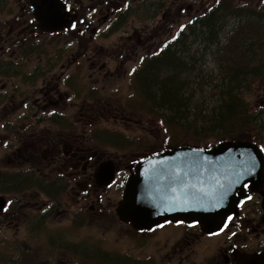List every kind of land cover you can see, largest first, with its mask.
Here are the masks:
<instances>
[{
	"label": "rangeland",
	"instance_id": "374dc122",
	"mask_svg": "<svg viewBox=\"0 0 264 264\" xmlns=\"http://www.w3.org/2000/svg\"><path fill=\"white\" fill-rule=\"evenodd\" d=\"M64 1L72 10L70 12L76 14L75 19L78 23L75 29H61L59 34L47 33L37 37L29 35L21 56H19V46L14 47L9 54L6 52L1 54L0 49L1 55H7V59L4 60L2 57L0 59L1 75L3 69L12 70L13 60L19 56V66H16L17 70H15L19 75L13 74L9 90L14 88L17 101L26 96L30 98L27 106L14 110L10 106L8 109L0 111V171L14 174L16 177L22 173V170L30 172L26 164L24 166L16 164L11 167L4 162L10 146L8 136L16 135L10 133L12 127L21 128H16L17 134L19 132L23 134L22 127L25 124L31 123L40 129L46 124H51L57 118H63L70 126L79 127L81 133L85 132L90 139H95L97 149L111 151L119 158L124 155L140 157L143 155L141 153L170 147L173 134L176 137V143L197 142L199 137L191 131L190 127L169 121L167 110L161 113L160 109H155L151 102L140 93L137 86L138 78L134 74L135 71L130 69L138 67L137 64L141 62V59L151 56L180 25L187 21L190 22L192 17L199 16L205 9L214 6L217 0ZM228 1L232 2L235 7L247 4L246 0ZM263 1L249 0L248 3L255 6L258 3L264 4ZM161 3L164 4L163 9L167 11L173 8L172 12L179 14L181 20L174 24L165 15L164 10H162L164 12L156 13L153 8L156 5L160 6ZM16 4L17 0H0V27L1 22L13 18L12 10L14 13L17 12V6H19ZM80 18H84L85 22L80 23ZM19 22H24V16L20 18ZM22 27L23 25L18 30H22ZM92 29H97V33L92 35ZM141 31L145 35L139 38L140 42H138L136 37ZM129 36L135 42L134 48L119 47V43L125 41ZM20 38L22 35L13 39L15 41ZM101 46L110 49L112 53V57L107 59L110 66L120 67L126 73L121 70L120 75L105 77L89 63V57ZM113 48L116 49L113 51ZM197 53L201 54L200 59L205 62L207 57L204 56V50L197 48ZM214 54L216 56L213 55V58L206 63L207 66L202 68V63L190 62L185 58L191 76L197 75L199 76L198 80H201L200 74L209 73V70L220 58L219 54L216 52ZM223 57L227 58V61L229 60L227 53ZM47 76L59 78L60 87L67 92L61 111L58 108L38 111V108L33 106L35 96L30 92L40 83L43 84L46 78L49 79ZM143 91L146 93V90L143 89ZM203 92L208 91L203 87ZM197 98L202 100L203 97L197 94ZM247 99L252 102L253 107L264 106V76L255 82ZM109 102L111 103L110 107L107 106ZM8 103V101L5 102V105ZM83 106H87L91 112L104 107L108 109L100 113L99 116L93 114L89 118H86L84 110H80L81 120L78 122L73 117V113ZM111 109L121 112L115 114ZM161 116L164 124L160 120ZM169 124H172L175 130ZM165 127H169L170 134L166 132ZM210 138L212 141L217 140L218 137ZM254 139L256 142H264V133H254L251 128H248L245 138L240 140L254 142ZM6 140L8 144H5ZM39 174L42 175L44 184L55 178V174L50 171L43 174L39 172ZM44 190H46L45 187H39L38 190L31 191V200L42 206H34L30 210L24 208L20 210L18 216L21 222L27 225L31 221V219L26 220L27 218L35 219V217L47 214L45 219L47 231L52 228L68 230L71 232V237L78 241L84 240L87 244H91L92 241L95 243L101 241L107 244L111 250L150 258V261L157 262L160 256L171 248V245L174 246L175 243L172 242L186 231L185 226L171 227L156 231L141 239L129 227H124L117 217L116 205L120 199L115 186L109 191H101V199L107 205L108 213H105L102 219L97 222L92 221L91 203L81 201L79 205H71L70 198L65 193L51 195ZM17 194L22 202L30 199L24 191L17 192ZM255 194V198L250 201V206L257 207L255 201H262V197L258 193ZM53 198H57L59 201L57 205H51ZM248 204L241 208L244 215L243 221L249 225L245 231L252 227L257 231L253 236L251 233L246 234L243 231L239 235V240L246 239L249 243L264 245V238L257 235L262 230L257 226V223H252L251 219L254 216L262 217L263 212L259 210V214L255 213L254 210L249 209ZM63 209H66L67 212H59ZM78 219H80L79 222H77ZM12 224L10 219L5 220L3 224L0 222V264H39L42 258H44L43 261H48L49 258L48 264L79 263L78 260H70V257L63 258V254L57 250L48 254L39 244L43 243L39 240L45 235L44 232L41 233L42 235L38 233L39 227H36L35 233L28 230L24 234L22 224L18 229ZM228 232L226 231L218 237L215 234L213 237L205 239L201 249L214 250L219 244L229 240ZM64 243L72 252H77V249L71 247L67 240Z\"/></svg>",
	"mask_w": 264,
	"mask_h": 264
},
{
	"label": "flooded vegetation",
	"instance_id": "af4514ba",
	"mask_svg": "<svg viewBox=\"0 0 264 264\" xmlns=\"http://www.w3.org/2000/svg\"><path fill=\"white\" fill-rule=\"evenodd\" d=\"M32 3L33 0H17L16 6H19H17V12L14 13V10H12L13 18L1 22V54H5V52L9 54L14 47L19 46V56H21L23 50H25V44H27L29 35L34 37L42 35L37 32L39 23L35 20V18H37L36 0L33 7L31 6ZM163 8L164 4L161 3L160 6H154L153 10L156 13L165 11V15L168 16L174 24L178 20H181L179 14L172 12L173 8L168 11ZM23 16L24 22L20 23L19 20ZM75 17L76 14L69 11L67 18H65L66 23L69 24L73 22ZM79 22L83 23L85 19L80 18ZM188 23L189 21L184 22V24ZM22 25L24 31L23 29L18 30ZM96 33L97 29L91 30L92 35ZM21 35L22 38L16 39L17 42H15L16 40L14 41L13 38ZM143 35H145V33L142 31L138 34L136 37L138 42H140L139 38L143 37ZM165 41L166 40L162 43ZM134 43L132 37L129 36L125 41L119 43V47L126 46V49L134 48ZM116 48L112 50L114 51ZM1 54L0 59L1 57L4 60L7 59V55ZM19 56H17L16 60H13V68L11 71L3 69L2 75L0 73V111L8 109L10 106L12 110L24 107L27 106V102H29L30 98L28 96L17 101V94L14 88L9 90V84L13 74L19 75V73L15 72V70H17L16 66H19ZM111 57L112 53L110 49L101 46L89 57V63L105 77L120 75V71L122 70L120 67L113 68L110 66V62L107 59ZM143 60L144 59H141V62H139L137 66H140ZM136 68L137 67L131 68L130 70ZM122 72L126 73L124 70H122ZM30 94L35 96L33 99V106L37 107L38 111L57 108L61 111L67 92L63 91L60 87L59 78L51 77L49 79L46 78L45 82L43 84L40 83ZM7 101L9 103L5 105ZM64 106H66V104H64ZM107 106L110 107L111 103L109 102ZM153 107L159 109L157 105ZM106 109L108 108L104 107L91 112L87 106H83L73 113V117L76 121L80 122V110H84L86 118H89L93 114L99 116V114ZM112 111L115 114L121 112L119 110ZM59 115L62 116V114ZM262 124L264 125V122H262ZM12 128L10 133L16 135L8 136L10 146L4 162L11 167H14L16 164L20 166L26 164L30 172L22 170V173L16 177L14 174L0 171V197H3L5 200L4 206L0 208V219H2L0 222L3 224L5 220L10 219V222L13 223L12 225H14L16 229L22 224V231L24 234L28 230L35 233L36 227H39L40 231L38 233L42 235L41 233L44 232L45 234L39 240L43 241V243L39 244L44 247L43 249L47 251L48 254L54 253L55 250L60 251L63 254V258L70 257L72 261H79V263L74 264H264V245L252 244L246 239L242 241L239 240L240 233L245 231L246 227H249V225L243 221L244 215L241 208L254 199L256 195V192L249 191L247 184L245 185V191H249L247 198L239 201L236 213L229 216L223 227L218 231L206 233L200 228L197 222L174 219H167L152 227H139L131 220L121 218L118 213V208L124 198L128 179L130 175L135 172L136 165L141 159L160 149L141 153L143 155L140 157H128L124 155L119 158L111 151L97 149L95 139H90L89 135L85 132L81 133L79 127L70 126L63 118H57L51 124H46L40 129L33 126L31 123L25 124L22 127L24 130L23 134H21V132L17 134L16 128H21ZM252 132L264 133V127L262 130L253 128ZM254 142H256L255 139ZM256 143L259 145L264 144V142ZM5 144H8L7 140ZM47 171L54 173L55 178L44 184L42 175H40L39 172L43 174ZM113 186H115L119 192L120 200L116 205L118 219L124 227H129L139 235L141 239H143L144 236L154 234L156 231L166 230L171 227H186V231L172 242L175 243L174 246L171 245V248L162 254L157 262L150 261V258H144L118 250H111L107 247V244L101 241L97 243L92 241L91 244H87L84 240L78 241L71 237V232L68 230L63 231L59 228H52L47 231V223L45 222L47 214L41 217H35V219L31 217L27 218L26 220L31 219L27 225L22 223L18 216V214H20L19 211L23 208L30 210L34 206H42L31 200L32 195H30V193L31 191L38 190L39 187H45L46 190L44 191L51 195L65 193L69 196L71 205H79L81 201L91 203L93 209L92 221L97 222L102 219L105 213H108L107 205L104 204L101 199V191H109ZM20 191H24L25 195L30 199L25 202L20 201L17 194V192ZM261 197L262 201H255L257 207L254 205L250 206L251 202L248 206H250L249 209L251 208L257 214H259V210L263 212L262 217L258 218L254 216L251 219L252 223H257V226L262 230V232L257 235L264 238V196L261 195ZM58 203L59 201L57 198H53L51 205H57ZM59 212L66 213L67 210L63 209ZM26 214H28V212H26ZM79 221L80 219L77 220V222ZM226 231H229L227 235L229 240L225 243L219 244L214 250L208 251L201 249L205 239L211 238L215 234H217V237L221 236ZM256 231L257 229L252 227L250 230L245 231V233H251L253 236V234H256ZM234 236L237 237L233 238ZM65 240H67V243L71 247L77 249V252H72L65 245ZM43 259L44 258L40 259L39 264H48V261L50 262L49 258L48 261H43Z\"/></svg>",
	"mask_w": 264,
	"mask_h": 264
},
{
	"label": "trees",
	"instance_id": "16d2710c",
	"mask_svg": "<svg viewBox=\"0 0 264 264\" xmlns=\"http://www.w3.org/2000/svg\"><path fill=\"white\" fill-rule=\"evenodd\" d=\"M245 2L235 7L228 0H217L135 69L140 93L161 113L167 110L169 121L190 127L199 137L197 142L183 145L209 147L243 139L248 128L264 127V108L253 107L247 99L255 82L264 76V4ZM197 48L204 50L205 62ZM215 52L220 58L209 73L200 74L201 80L191 76L185 58L202 63V68ZM226 53L228 61L223 57ZM160 120L164 124L162 116ZM165 129L170 134L169 127ZM212 136L217 140L211 141ZM171 139V146L180 144L174 134Z\"/></svg>",
	"mask_w": 264,
	"mask_h": 264
},
{
	"label": "water",
	"instance_id": "95a60500",
	"mask_svg": "<svg viewBox=\"0 0 264 264\" xmlns=\"http://www.w3.org/2000/svg\"><path fill=\"white\" fill-rule=\"evenodd\" d=\"M56 9V1L40 3L38 18L45 23L43 28L57 29L66 23H50ZM247 182L251 190H263L264 155L258 144L237 139L211 148L178 146L138 163L118 213L139 227L181 219L199 221L204 231L212 232L235 211ZM4 204L0 197V208Z\"/></svg>",
	"mask_w": 264,
	"mask_h": 264
},
{
	"label": "bare ground",
	"instance_id": "6f19581e",
	"mask_svg": "<svg viewBox=\"0 0 264 264\" xmlns=\"http://www.w3.org/2000/svg\"><path fill=\"white\" fill-rule=\"evenodd\" d=\"M227 11H228L229 15L233 14V11H231V10H227Z\"/></svg>",
	"mask_w": 264,
	"mask_h": 264
}]
</instances>
